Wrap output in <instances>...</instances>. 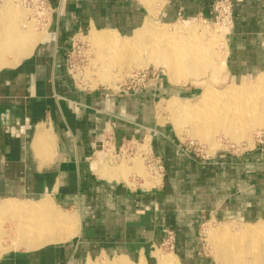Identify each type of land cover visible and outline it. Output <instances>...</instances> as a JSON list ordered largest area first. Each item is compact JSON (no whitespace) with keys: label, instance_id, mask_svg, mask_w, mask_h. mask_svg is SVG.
Masks as SVG:
<instances>
[{"label":"crops","instance_id":"obj_1","mask_svg":"<svg viewBox=\"0 0 264 264\" xmlns=\"http://www.w3.org/2000/svg\"><path fill=\"white\" fill-rule=\"evenodd\" d=\"M213 1L46 0L44 38L0 67V206H11L0 214L12 213L0 264H159L163 248L180 264H209L194 248L199 213L264 222V147L198 162L153 122L162 84L130 95L85 89L64 63L72 37H127L149 18L213 19ZM232 2L226 64L236 78L264 70V0ZM108 130L117 145L148 136L163 160L160 180L129 174L140 164L106 166L96 153Z\"/></svg>","mask_w":264,"mask_h":264},{"label":"rangeland","instance_id":"obj_2","mask_svg":"<svg viewBox=\"0 0 264 264\" xmlns=\"http://www.w3.org/2000/svg\"><path fill=\"white\" fill-rule=\"evenodd\" d=\"M5 3L11 4L12 8L19 11V17H17V20L11 19L10 21V19H8L9 22H11L10 24H13V27L27 28V26L31 25L32 31L39 35H43V33L49 29L48 25L51 16L50 10L46 8L47 5L42 7L38 2L32 3L28 0H0V15L5 12ZM148 20L152 27L167 30L168 33L175 31L176 28L178 31H180L187 30L192 27L197 31V33H199V35H201V38L193 41L192 43L194 44L196 42L205 47L200 48L202 51H205L203 56L199 55L196 57L197 61L194 68L203 69V72L196 78L197 81L188 82L186 84L171 83L169 80L168 71L166 70L165 66H163L161 63L154 64L155 62L149 58L148 53L144 50L138 51L137 49L134 52L125 53L124 57L121 55V59L112 61L110 59L111 57L107 55L103 57V54L99 50L100 47L92 42L89 35H82L76 38L84 40L92 52L88 67H86L82 72L85 77L91 80L90 88H109L112 89L113 92H116L122 87V85H125V82H127L131 73L141 69L146 70L149 73L150 85L159 83V85L162 84L164 87V90L159 93V97H157L153 103L157 114V117L153 118V122L157 123L159 129L164 128L169 133H171L174 137L173 141H175V143H177L182 150L186 152L190 151L188 155L198 162L206 161L212 163L222 159H227L231 156H242L246 152L252 151L257 147H264V119L259 126L253 129H247L245 131V136H247L248 139L242 138L239 141H235L231 140L229 136L222 131L221 127H217L218 129L213 127L211 130L212 125H209L210 128L208 125L203 126L202 130L205 132L204 134H196L193 131V126L190 123L191 118L184 116L187 112L179 111L178 107L171 108V98L175 97V100L177 103H179H173V105H179V107H182L187 103L192 104L193 101L200 100L204 93V85L206 84H209L210 87L213 86L216 89H223L227 86V84L239 83L240 80L244 78L251 81L259 72H261L257 71L254 73H248L243 75L245 77L242 76L236 78H232L229 75L226 64V55L228 49L227 34L228 31L231 30L232 23H228L227 19L223 21L215 17L213 19L196 18L180 20L171 23H163L154 18H149ZM23 25H26V27ZM177 34L179 35L177 32L174 33V35ZM131 35L132 33L127 35V37L130 38ZM192 39L193 38H189L188 41H191ZM7 57L9 58V55ZM209 60L214 62L216 66H219V72L216 76L213 75L212 68L208 65ZM103 73L108 75L105 76ZM217 103L218 101L215 98H207V100L205 99L202 101V103H200L198 107L196 106V108L199 110H206L207 108L211 107V105L215 106ZM223 106H226V104L223 103ZM196 108L193 107L191 111H196ZM178 113L180 115H178L179 117L176 118L175 114L177 115ZM251 118L252 117H245L247 120ZM201 135L208 136L211 139L210 142L200 140L199 137ZM148 138L149 137L147 136V142ZM258 139H262L263 142L259 143ZM103 162L106 166L112 168L129 167L133 169L136 164H140V169H138L136 172L132 171V173L129 174H137L144 179H147L149 175V170L146 167L144 160L140 157L134 158L131 161L132 163L127 161L110 163L109 159H106ZM160 178L161 176H159V180ZM179 183H181V185L188 184V181L184 180ZM178 192L181 193V197H183L184 201H186L188 195L187 192L183 190V186L178 189ZM11 217L12 213L7 212L2 215L0 214V244L2 243L3 235L5 233V230H3L4 223L7 220L10 221ZM257 220L258 218L236 217L231 215L220 217L211 215L208 217L201 212L199 213L196 222V241L194 246L195 251L202 255L205 261L209 264H224L222 261L219 260V262H217L214 259L213 246L209 241L210 230H217L222 225H227L230 231L234 233L241 230L244 225L254 223ZM169 252L173 251L171 249H159V255H164ZM174 254L177 256L179 262V254L177 252H174Z\"/></svg>","mask_w":264,"mask_h":264},{"label":"bare ground","instance_id":"obj_3","mask_svg":"<svg viewBox=\"0 0 264 264\" xmlns=\"http://www.w3.org/2000/svg\"><path fill=\"white\" fill-rule=\"evenodd\" d=\"M17 17H19V11L12 8L11 4L5 3V12L0 15V67L15 65L22 57L29 54L39 40L44 38L43 35L34 33L31 25L27 28L13 27L8 19L17 20ZM23 26L26 27V25ZM176 32L179 35H174ZM89 36L92 42L100 47L99 50L103 57L107 55L112 61H117L122 56L124 57L125 53L134 52L137 49L146 51L149 58L155 62L154 64L161 63L165 66L169 80L173 84L195 82L198 75L203 72L201 68H194L196 57L203 56L205 51L200 49L204 47L203 45L196 42L192 44L193 41L201 38V35L192 27L180 31L176 28L175 31L168 33L167 30L152 27L146 20L142 26L135 29L130 38L104 30H93ZM189 38L193 39L188 41ZM8 55L10 58L7 57ZM208 65L211 66L212 73L216 76L219 66L210 60ZM204 86V93L200 100L179 107V105H173V103L179 104L174 97L171 98V108L178 107L179 111L187 112L184 116L191 118L190 123L196 134H204L203 126L212 125L211 130L213 127L216 129L221 127L231 140L248 139L245 131L259 126L264 119V70L251 81L244 78L239 83L225 85L223 89H216L212 85L210 87L209 84ZM207 98H215L218 103L206 109L209 111L196 108ZM223 103L226 106H223ZM193 107L197 110L191 111ZM178 115L180 114H175V117H179ZM245 117L252 118L247 120ZM199 138L207 142L211 140L206 135H201ZM6 208L10 209L11 206L2 204L0 211ZM209 241L213 246V255L217 262L220 260L224 264H264L263 221L246 224L234 233L227 225H222L217 230H210ZM159 264L179 263L176 256L171 253L160 254Z\"/></svg>","mask_w":264,"mask_h":264},{"label":"built area","instance_id":"obj_4","mask_svg":"<svg viewBox=\"0 0 264 264\" xmlns=\"http://www.w3.org/2000/svg\"><path fill=\"white\" fill-rule=\"evenodd\" d=\"M29 2H38L40 6L47 5L46 0H28ZM48 8V5L46 6ZM212 9L214 11V17L220 20H228V23L233 22V2L232 0H214L212 2ZM79 37V36H78ZM92 52L88 44L81 39L72 37L70 40V47L67 50L65 57V66L69 73L72 75L76 85H80L85 89L90 88L91 80L85 77L82 73L89 65L90 55ZM150 85L149 73L146 70H137L131 73L128 77L125 85H122L120 89L113 92L112 89L102 88V91H107L111 94L124 93L130 95L132 92H138ZM259 143L263 142L262 139H258ZM101 147L98 149L96 155L101 159H109L111 163H119L121 161L131 162L134 158L140 157L144 160L149 173L154 176H162L164 172L163 160L160 156L153 154L150 148V139L146 141V137L137 139L134 137L123 139L118 145L113 140L112 131L105 132V136L100 140ZM185 155L189 156L190 151L182 150ZM167 237L173 238V232L167 231ZM172 243H168L170 247ZM97 264H103L98 262Z\"/></svg>","mask_w":264,"mask_h":264}]
</instances>
